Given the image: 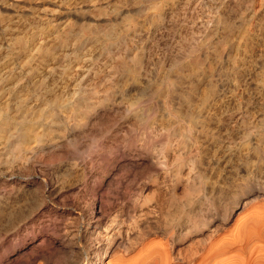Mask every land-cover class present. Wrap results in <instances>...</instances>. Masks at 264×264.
I'll return each mask as SVG.
<instances>
[{
  "label": "bare ground",
  "instance_id": "obj_1",
  "mask_svg": "<svg viewBox=\"0 0 264 264\" xmlns=\"http://www.w3.org/2000/svg\"><path fill=\"white\" fill-rule=\"evenodd\" d=\"M40 1L47 11L62 6ZM172 1L83 0L79 8L48 12L58 31L40 26L18 40L21 20L12 17L33 1L0 0V264H264V204L196 257L193 249L174 248L193 229L227 220L248 191L264 192V115L242 128L234 119L262 102L255 89L264 47L241 35L248 12L230 13L228 1L211 20L209 32L218 33L211 49L201 45L209 32L199 38L188 24L198 15L190 1L178 2L164 31ZM184 21L176 36L173 27ZM243 37L241 54L235 49ZM230 100L240 106L227 108ZM177 131L184 141L199 139L203 151L194 195L180 198L179 171L176 179H156L150 191L133 192L142 174L166 164ZM159 205L172 207V217L185 214L135 256L107 261L118 239L97 227L118 226L127 214L143 237L159 226L140 213ZM72 206L76 216H69ZM69 218L75 232L64 225Z\"/></svg>",
  "mask_w": 264,
  "mask_h": 264
},
{
  "label": "rangeland",
  "instance_id": "obj_2",
  "mask_svg": "<svg viewBox=\"0 0 264 264\" xmlns=\"http://www.w3.org/2000/svg\"><path fill=\"white\" fill-rule=\"evenodd\" d=\"M32 1H33L32 2L33 8H35L34 10L32 8L31 10H27L24 13H18V15L14 14L12 17V18H18L21 20L20 22H21L22 26L16 32L17 33L16 37H18L17 38L18 40L20 39V37H22L21 40L25 39L26 35L28 36V34L35 31V29L37 30L38 28H40V26H41V28L43 27L42 29L45 28L44 30L47 29L46 31H51V30L54 31L55 28H56V31H58L61 28H57V26H55V28H54V26L51 25L52 23H55L56 21L52 20L53 17L48 12L51 11L55 14H59V13H63V10L65 7H66L65 10L79 8V5L82 4L83 0H65V2L64 1L62 2V0H55L59 3H61L62 6H53V7L51 6L54 9L48 10V11H47V7L45 6L46 4H41L40 0H32ZM87 1H91L95 4V0H87ZM173 1H175V2L173 3ZM173 1L169 5H166V7H165L166 11L168 9V11L163 14V18L165 20L163 18L161 19L163 21V26H162L163 28L162 27L161 28L164 31H165V29L170 28V26L173 24L172 23L173 18L171 17L173 15L172 13L176 9H178L177 7H179L178 2L180 0H173ZM187 1L191 2L189 5L191 7V9L194 8V6L196 7V9H197L196 11L198 12V15H199V16L197 15V18H195L194 20L192 19V21L190 20L191 22L188 23L189 25L192 24L193 26H195V28L196 27L198 28L199 33L197 32V34H199V38H202L203 36L207 35V33L210 30L211 25L213 24L212 21L216 19L217 15L220 13V11H223L224 4L227 3V1L232 2L233 4H235L237 2L236 3L237 6L232 4V6H234L235 9L232 10L230 13H233L236 10L238 11L239 9H240L239 12H242V10L245 12H248V15L246 16L248 18L246 19V22L241 27V30H243V31H241V33L244 32L245 34L243 33L241 35H244V36L245 35H250V36L253 35V37L255 36L254 37L255 38L254 41L256 40L255 44H257V46H259V48L264 47V0H236V1L235 0L234 1L233 0H224V1L223 0H221V1H219V0H199V1L198 0H187ZM35 2H36V4H34ZM214 7H217V12H215L216 8H214ZM43 8L46 11L43 10ZM244 8H246V9H244ZM250 9H254L255 14L251 15L252 12L250 11ZM210 10L212 12H210ZM91 12L95 14V6L91 7ZM0 14H1V12H0ZM249 15H251V17ZM127 17H126V19L128 20L129 18H127ZM63 19H65V18H63ZM209 19H210V21H209ZM207 20L209 21V23H205ZM43 23H44V26L42 25ZM184 23H185V21L182 22L181 24L180 23L177 24L178 27H173L174 28L173 31H174V34H176V36H178V35L180 36L182 28H183L182 26H185L187 24V22H186V24H184ZM45 24H46V26H45ZM162 29H160V30L163 32ZM161 31L158 30L157 32L161 33ZM208 36H209V39H208L207 44L206 43L201 44L203 46L202 48H204V49H206L208 47H209L208 49H211L210 47L215 45L214 43L217 41L218 33L209 32ZM248 38L246 39L247 45H248ZM239 43H237V48L235 49V52L241 51V54H242V52H244V50L247 49V47H245L246 44H245L244 37L242 38V40ZM262 68L264 70V66ZM262 68L260 70L262 72H261V74H259V79L260 80L262 79V80L261 81L259 80L260 86L255 89V91L258 92L259 97L262 96L260 99L262 102H259V101L255 102L254 105L251 106V112H250V109H249L248 113L245 112L244 106H243L244 108H241L238 110L239 111L238 114H240V116L238 114L234 116V119H236L237 117H238L237 119L240 118L239 120H237L238 121V124H237L238 128L239 127L242 128V127H244V125L246 126V125L252 124L253 119L255 118L256 115H261V116H262V114L264 115V99H263L264 98V95H263L264 94V88H263L264 87V81H263L264 80V78H263L264 77V71L262 70ZM261 83H263V84H261ZM261 85H263V87ZM261 87H262V89H261ZM226 99L228 100V95H227ZM232 100H230V101H232ZM231 103L232 104L229 103L227 105V108L232 109L231 107H233V109H235V108H238V106H240V102H238V100H236L235 102L232 101ZM240 112L242 113V115ZM254 113H257V114L254 115ZM241 119H245L246 121L244 120V122H243ZM240 121L242 123H240ZM246 123H248V124H246ZM177 133L180 134V132H178V131H177ZM178 134L174 135V141H173L174 145L171 148H168V150L166 152L168 155V157L166 159L167 160L166 164H162L161 166H155L153 169L150 170V173L148 172V173L142 174L141 177H139L137 179V181L135 182L134 187L132 188L133 192L137 193V192L141 191L142 189H144L145 192L150 191L156 185V182H155L156 179H161V178H163V176L169 177L170 179H174L175 174L177 173V171H179L178 178L177 179L175 178L176 180L174 182L178 186V192H179L178 194H179V196H181L180 197L181 199L184 198V197H182L183 196L182 193L183 194L185 193L184 199H186L188 195H191L190 193L193 191L192 190V189H194L193 187H197V185H198V183H197L198 178H193V175H194L195 170H196V168L194 166L198 167L201 164V162H200L201 156L200 155L203 154V151L200 147L201 145H199L200 144L199 139L189 140V139L185 138L186 140L184 141L183 136L181 134H180L181 136ZM179 138L183 139V141H181ZM195 146L198 148L200 147L199 148L200 150H196ZM191 149H193V150H191ZM209 150H211V148ZM194 184H195V186H194ZM192 193L194 195V192H192ZM135 197H136V195H135ZM197 197L198 196H195V198H197ZM188 198H189V196H188ZM241 198L242 199L240 200V203H238L234 206V210L232 211L230 217L227 220H225L224 222H221L220 219L217 217V218H214L215 220L210 222L209 224H205L204 226H202L199 229H193L187 235L181 236V238H179V240H177L175 243L176 245L174 248H175L176 252L181 251L182 254H185V253H191L193 251L194 252L196 251L197 253H195L194 254L195 256L193 255L192 257L198 256L200 251L202 249L204 250V248L207 247L210 242L215 241L218 238H220V237L230 233L232 230H234L236 225L239 223L241 217H243L245 214H247L255 205L264 204V192L261 190L248 191ZM178 201H181V200L178 199ZM154 202H155V200L150 201V204H152V205H150L149 202H148V204L147 203L142 204V209L147 210L148 207L150 208V206H153ZM191 205H192V202H191ZM191 205L189 203L188 206L185 205L186 206L185 208L189 209L191 207ZM167 207H162L159 205L157 207L159 211L157 210V208H155V210L157 212L155 211L153 213L147 212V214H146V212L144 213L143 210H142V213H140L141 211L139 212L141 215V217H139L140 219L143 220L146 217H149V219H151V220L153 219L152 221L153 222L155 221L154 223H156V225L159 226L156 229L157 232L152 231L143 237H139V238L136 237L137 234L135 235V230H137L136 229L137 227L135 226V222L133 221L134 218L128 216L127 214H123L122 216L120 215V217L123 219V222L118 224V226H117V223L109 226V229H104L105 228L104 225L98 226L97 228H99L103 234L105 232L108 234H113L118 239V243H115L111 247L109 254L106 256V260L107 261L110 259L116 260V259H119V257L120 258L124 257L125 259H127V258L129 259L130 257L135 256L137 254L138 250L140 249V247L143 244L148 245V244H152L154 242L159 241L161 238L160 234L163 232V230L170 232L174 227H176L177 226V219L181 218V216L183 217L186 209L182 210L180 212L179 211L176 212V209H175V211L173 209V211H174L173 214L176 212V215L178 213V216L176 217V215L174 214L175 216L173 215L174 217H172L171 216L172 215L171 214L172 213V211H171L172 207H168V208ZM69 209L73 212V215H69V216H76L75 213L78 211L77 208L75 206H72ZM160 210L162 212H165V213H162ZM166 212L167 213L169 212V213L167 214ZM116 213H118V212L115 211L111 215V217L116 215ZM155 213H157V214H155ZM145 215H147V216L145 217ZM172 218H173V220H171ZM72 220H73V218L67 219L64 222L65 223L64 225L75 232L76 226L74 225V221H72ZM170 220L173 222H171ZM80 225H82V224H80ZM134 227H135V230H134ZM106 228H108V227H106ZM127 233H128V235L131 234V236H132L131 239L129 238ZM176 233L178 234V231H176ZM134 236H135V238H134ZM136 238H138V239H136ZM134 239L137 241H134ZM132 244H134V245H132ZM196 248H197V250H196ZM192 249H193V251H191Z\"/></svg>",
  "mask_w": 264,
  "mask_h": 264
}]
</instances>
